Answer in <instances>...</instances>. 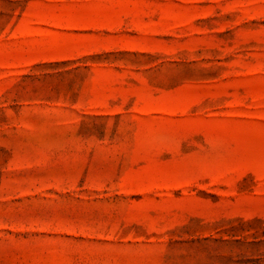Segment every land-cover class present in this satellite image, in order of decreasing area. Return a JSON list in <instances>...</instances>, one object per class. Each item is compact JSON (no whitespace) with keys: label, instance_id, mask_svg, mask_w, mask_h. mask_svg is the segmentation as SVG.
<instances>
[{"label":"rangeland","instance_id":"rangeland-1","mask_svg":"<svg viewBox=\"0 0 264 264\" xmlns=\"http://www.w3.org/2000/svg\"><path fill=\"white\" fill-rule=\"evenodd\" d=\"M0 264H264V0H0Z\"/></svg>","mask_w":264,"mask_h":264}]
</instances>
